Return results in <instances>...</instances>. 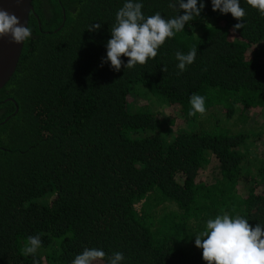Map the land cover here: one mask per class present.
Returning a JSON list of instances; mask_svg holds the SVG:
<instances>
[{
    "label": "trees",
    "instance_id": "trees-1",
    "mask_svg": "<svg viewBox=\"0 0 264 264\" xmlns=\"http://www.w3.org/2000/svg\"><path fill=\"white\" fill-rule=\"evenodd\" d=\"M124 2L32 0L0 89V264H71L85 247L107 254L92 264L115 251L122 264H207L194 241L208 219L264 224V15L240 0L233 31L240 21L204 0L155 58L116 71L102 58ZM142 2L145 16L183 14ZM193 47L180 72L175 53ZM193 93L206 111L189 116Z\"/></svg>",
    "mask_w": 264,
    "mask_h": 264
},
{
    "label": "clouds",
    "instance_id": "clouds-1",
    "mask_svg": "<svg viewBox=\"0 0 264 264\" xmlns=\"http://www.w3.org/2000/svg\"><path fill=\"white\" fill-rule=\"evenodd\" d=\"M177 2L183 14L165 19L159 12L145 16L142 12V0H125L116 12L115 23L110 29V38L106 43V56L102 58V62H110V67L119 71L123 63L122 57L127 58L124 64L127 68L137 64L143 65L148 59L155 58L165 40L184 31L185 25L199 17L205 7L204 0ZM247 3L264 15V0H247ZM211 5L213 11L219 10L221 14L231 13L233 18L240 21L233 26V31L243 27L245 9L241 7L240 0H211ZM169 7L175 8L171 0ZM100 27V24H93L88 30L95 31ZM31 34L32 30L22 24L15 14L0 9V37L10 35L14 43L22 44ZM196 54L195 47L187 53L177 51L176 68L180 72L185 71L188 65L194 63ZM205 99L206 97L193 93L189 98L191 108L188 115L203 114L206 111ZM194 243L197 248L202 249V259L207 264H264V224L256 223L253 226L247 219L238 215L232 217L224 212L208 219L203 230L195 235ZM41 244L38 234L28 236L23 249L25 255L35 254ZM106 255L102 248L85 247L75 255L71 264H92L93 261L104 259ZM124 259L123 252L115 251L108 256V264H122Z\"/></svg>",
    "mask_w": 264,
    "mask_h": 264
},
{
    "label": "water",
    "instance_id": "water-1",
    "mask_svg": "<svg viewBox=\"0 0 264 264\" xmlns=\"http://www.w3.org/2000/svg\"><path fill=\"white\" fill-rule=\"evenodd\" d=\"M0 9L15 14L22 24L28 26L30 13L33 12L32 0H0ZM23 44L14 43L10 35L0 37V89L13 76L23 49Z\"/></svg>",
    "mask_w": 264,
    "mask_h": 264
},
{
    "label": "rangeland",
    "instance_id": "rangeland-1",
    "mask_svg": "<svg viewBox=\"0 0 264 264\" xmlns=\"http://www.w3.org/2000/svg\"><path fill=\"white\" fill-rule=\"evenodd\" d=\"M164 109V107H160V112H161V114L163 113V110ZM185 130L186 132H190V131H192L193 130V128H191V130L189 129V127H188V123H186V124H183V125H181L180 126V128L178 129V130ZM253 128H250V130H252ZM190 130V131H189ZM213 178H214V176H209V181H213Z\"/></svg>",
    "mask_w": 264,
    "mask_h": 264
},
{
    "label": "flooded vegetation",
    "instance_id": "flooded-vegetation-1",
    "mask_svg": "<svg viewBox=\"0 0 264 264\" xmlns=\"http://www.w3.org/2000/svg\"><path fill=\"white\" fill-rule=\"evenodd\" d=\"M43 1V0H42ZM41 6H44L43 4Z\"/></svg>",
    "mask_w": 264,
    "mask_h": 264
}]
</instances>
